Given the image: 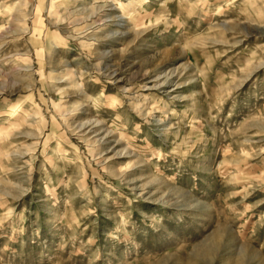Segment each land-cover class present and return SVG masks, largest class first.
Returning <instances> with one entry per match:
<instances>
[{"label": "rangeland", "instance_id": "obj_1", "mask_svg": "<svg viewBox=\"0 0 264 264\" xmlns=\"http://www.w3.org/2000/svg\"><path fill=\"white\" fill-rule=\"evenodd\" d=\"M0 264H264V0H0Z\"/></svg>", "mask_w": 264, "mask_h": 264}]
</instances>
